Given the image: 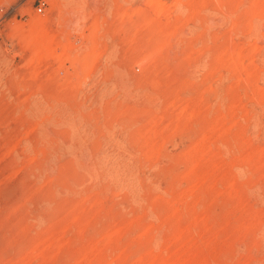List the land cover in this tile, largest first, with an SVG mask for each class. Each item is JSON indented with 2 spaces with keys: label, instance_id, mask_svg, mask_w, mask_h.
Segmentation results:
<instances>
[{
  "label": "rangeland",
  "instance_id": "rangeland-1",
  "mask_svg": "<svg viewBox=\"0 0 264 264\" xmlns=\"http://www.w3.org/2000/svg\"><path fill=\"white\" fill-rule=\"evenodd\" d=\"M0 264H264V0H0Z\"/></svg>",
  "mask_w": 264,
  "mask_h": 264
},
{
  "label": "built area",
  "instance_id": "built-area-1",
  "mask_svg": "<svg viewBox=\"0 0 264 264\" xmlns=\"http://www.w3.org/2000/svg\"><path fill=\"white\" fill-rule=\"evenodd\" d=\"M38 11H41V7H38Z\"/></svg>",
  "mask_w": 264,
  "mask_h": 264
}]
</instances>
